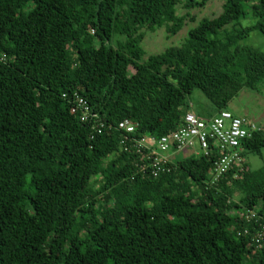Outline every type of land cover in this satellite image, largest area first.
<instances>
[{
	"label": "trees",
	"instance_id": "16d2710c",
	"mask_svg": "<svg viewBox=\"0 0 264 264\" xmlns=\"http://www.w3.org/2000/svg\"><path fill=\"white\" fill-rule=\"evenodd\" d=\"M178 2L0 0V264H264L253 236L264 167L246 162L261 154L264 130L243 142L244 171L214 185V155L143 177L135 151L120 146L124 118L138 123L135 136L159 137L182 123L193 90L215 114L264 81V53L240 43L264 35V0H226L181 45L141 60L143 28L181 27ZM245 2L257 21L219 37ZM73 92L101 129L81 120Z\"/></svg>",
	"mask_w": 264,
	"mask_h": 264
},
{
	"label": "built area",
	"instance_id": "2783aa9c",
	"mask_svg": "<svg viewBox=\"0 0 264 264\" xmlns=\"http://www.w3.org/2000/svg\"><path fill=\"white\" fill-rule=\"evenodd\" d=\"M71 97L75 108L80 110L81 120L85 121L92 116L95 126L101 129L104 122L92 112L87 100L78 92H73ZM137 127L138 123L129 118L118 122V129L123 132L120 137L121 149L135 151V166L143 177H157L169 172L172 169L171 155L190 146L196 148V155L215 156L210 169V185L217 184L231 169L236 170L235 176L244 171L243 142L264 130L263 126L252 119L234 114L229 109L221 110L208 119L200 118L189 110L176 129L159 137L135 136ZM240 215L248 220L257 216L253 208H245ZM253 236L259 246L264 243V221L258 222Z\"/></svg>",
	"mask_w": 264,
	"mask_h": 264
},
{
	"label": "rangeland",
	"instance_id": "374dc122",
	"mask_svg": "<svg viewBox=\"0 0 264 264\" xmlns=\"http://www.w3.org/2000/svg\"><path fill=\"white\" fill-rule=\"evenodd\" d=\"M187 1L179 0L176 4V14L182 18L181 27L176 32H169L167 30L168 25L173 24L172 22L165 23L153 30L143 28L145 36L141 42V46L144 53L141 60H146L151 54L159 53L169 46L181 45L192 28L199 25L204 18L219 15L224 10L226 2V0H207L204 5L195 4L193 6H186ZM31 4L26 7V10L30 8ZM245 10L247 11L245 16L227 24L219 31L218 36L222 38L226 33L254 24L257 19L251 13L250 3L245 2ZM240 43L255 47L264 53V35L258 29L252 30ZM187 102L191 110L200 118L208 119L214 113L212 103L199 89L193 90L188 96ZM228 107L234 114L250 118L264 127V81L259 83L257 89L243 88L233 98ZM196 154V148L188 146L174 152L171 155V159L176 160L177 158L195 156ZM246 162L252 170L263 168L264 147L261 154L254 152L247 153ZM237 196L236 199H238Z\"/></svg>",
	"mask_w": 264,
	"mask_h": 264
},
{
	"label": "crops",
	"instance_id": "0c3cea01",
	"mask_svg": "<svg viewBox=\"0 0 264 264\" xmlns=\"http://www.w3.org/2000/svg\"><path fill=\"white\" fill-rule=\"evenodd\" d=\"M214 115V113L211 114V116Z\"/></svg>",
	"mask_w": 264,
	"mask_h": 264
}]
</instances>
